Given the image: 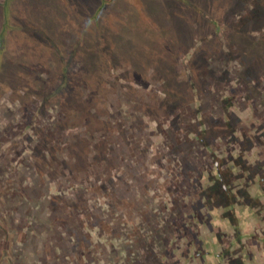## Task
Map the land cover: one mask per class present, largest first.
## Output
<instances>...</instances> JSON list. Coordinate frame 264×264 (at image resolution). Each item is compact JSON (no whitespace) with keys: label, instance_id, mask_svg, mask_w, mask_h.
Instances as JSON below:
<instances>
[{"label":"rangeland","instance_id":"rangeland-1","mask_svg":"<svg viewBox=\"0 0 264 264\" xmlns=\"http://www.w3.org/2000/svg\"><path fill=\"white\" fill-rule=\"evenodd\" d=\"M130 1L0 0V264H264V0Z\"/></svg>","mask_w":264,"mask_h":264},{"label":"trees","instance_id":"trees-1","mask_svg":"<svg viewBox=\"0 0 264 264\" xmlns=\"http://www.w3.org/2000/svg\"><path fill=\"white\" fill-rule=\"evenodd\" d=\"M82 1V0H81ZM115 0H101V6L99 7V10H101L102 8H104L105 7V5L104 4H107V3H113ZM128 1H130V0H128ZM133 3H136V4H138L139 5V1L138 0H131ZM130 1V2H131ZM175 1V0H174ZM177 1H180V2H182V4L184 5V6H189L190 7V12L191 11H194V12H192V16H194V17H196L197 15H196V13H200V15H204V13L205 12H203V9L202 8H200L199 6H194V4H192V3H196V0H177ZM192 2V3H191ZM173 3V2H172ZM239 3H241V5H245V0H239ZM175 4V3H174ZM169 6V5H168ZM259 11V10H258ZM260 11L258 12V15H260ZM254 14L256 15L257 14V12L256 11H254ZM229 15V14H228ZM227 15V16H228ZM253 15V14H252ZM96 16V15H95ZM252 19H253V17H252ZM162 27H161V30H159V31H172L171 30V28L172 27H170V26H165V24H162L161 25ZM178 26H180L179 24H178ZM179 28H182V27H179ZM178 29V28H177ZM142 35V34H141ZM147 36H149V37H151V38H154V36L152 35V33H150V34H148ZM136 37H138V36H136ZM149 37H144V39H146V38H149ZM32 75L31 76H29V79H28V81H30V82H32V81H35V80H39V77H38V72H36V73H31ZM34 90V89H33ZM213 252V251H212ZM209 253H210V251L209 252H206V253H203L202 251H198V252H195L194 253V256L195 257H198V259H200V260H203V259H201V258H203V257H205V256H208L209 255ZM213 254L214 255H216L217 253H214L213 252ZM213 254H210L212 257H213Z\"/></svg>","mask_w":264,"mask_h":264}]
</instances>
